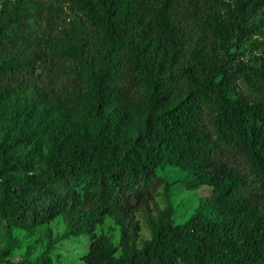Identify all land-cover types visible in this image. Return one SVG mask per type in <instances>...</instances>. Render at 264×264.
Segmentation results:
<instances>
[{"label":"trees","instance_id":"16d2710c","mask_svg":"<svg viewBox=\"0 0 264 264\" xmlns=\"http://www.w3.org/2000/svg\"><path fill=\"white\" fill-rule=\"evenodd\" d=\"M263 7L0 0V103L17 101L28 130L0 141V222L34 228L89 210L85 264H264V52L241 53L264 28ZM72 10L79 20L61 27ZM62 59L74 70L61 99L37 68ZM168 167L189 179L167 181ZM176 181L211 192L181 223L166 194L135 244L137 214ZM106 217H119L116 245L95 233Z\"/></svg>","mask_w":264,"mask_h":264},{"label":"rangeland","instance_id":"374dc122","mask_svg":"<svg viewBox=\"0 0 264 264\" xmlns=\"http://www.w3.org/2000/svg\"><path fill=\"white\" fill-rule=\"evenodd\" d=\"M261 11L264 13V7ZM79 15L72 10L64 15L62 14L58 22L63 27L75 20L78 21ZM254 20H257V16ZM252 42L257 44V49H254ZM260 52H264V28L253 35L249 42L244 44L241 51L242 58L245 60H251L254 55ZM73 70V62L68 59H62L58 67L44 65L43 69L37 68V72L41 74V84L48 88L53 87L61 96V99L71 85L70 78H72ZM17 105L18 102L14 100L0 103V141L4 132L11 131L16 134L28 132L25 124H22L23 119L17 120L14 117L13 111ZM142 120L141 113L134 116L129 127V134L132 138L136 136ZM21 156L28 162L33 159L26 153ZM2 164L0 154V169ZM164 177L171 182L178 179H189V174L168 167ZM210 192L211 188L207 185H202L196 189H188L177 181L168 187L166 192L164 187H159L158 193L151 203V211L139 212L136 216L140 230L134 239L135 244L140 245L142 241L150 237L148 221L165 208L167 203L166 194L173 207L174 222L181 223L193 211L202 207ZM90 216L89 210L83 209L59 215L51 221L37 225L34 228L15 227L0 222V254H5L2 262L12 260L16 262L23 261L25 264H85L82 256L88 249L87 221ZM118 220L119 217H106L103 224L96 228L95 233L102 236L109 244L116 245L120 234Z\"/></svg>","mask_w":264,"mask_h":264}]
</instances>
